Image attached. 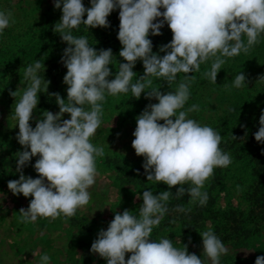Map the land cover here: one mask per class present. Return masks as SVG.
Segmentation results:
<instances>
[{
  "label": "clouds",
  "instance_id": "obj_1",
  "mask_svg": "<svg viewBox=\"0 0 264 264\" xmlns=\"http://www.w3.org/2000/svg\"><path fill=\"white\" fill-rule=\"evenodd\" d=\"M53 3L62 12L55 32L67 44L61 57L67 69L63 77L67 100L59 93H50L59 112L43 111L33 127L30 120L39 104L38 94L47 93L50 81L39 76L41 69L45 71L39 60L27 67L23 79L28 84L14 110L19 129L16 139L23 148L17 152L19 179L9 180L7 185L13 195L32 197L28 208L19 210L22 219L35 222L38 217H73L90 202L88 189L95 183L96 157L104 156V149L90 142L102 123L103 109L98 102L104 101L106 94L131 92L139 100L144 93L146 99L158 103H149L136 117L132 147L137 156L143 157L147 180L162 182L169 190L159 194L145 190L142 197L136 194L143 201L138 215L128 209L116 212L107 230H99L90 251L106 264H204L196 254L188 252L187 244L176 247L168 238L157 242L151 234L168 212L172 187L179 185L177 197L187 193L191 202L198 200L204 205L207 193L201 189L205 182L213 176L214 168H226L232 160L219 147L220 133L186 118L189 112L198 110L196 105L178 111L189 99V85L180 83L177 91L165 93L153 86V78H163L168 86L179 73L186 74V81L193 80L195 77L189 74L199 71L201 64L211 59V71L206 75L216 83L226 62L224 58L248 53L259 42L258 37L264 33V0H90V7H85L82 0ZM117 9V39L122 46L119 57L125 62L119 63L114 79H107L113 75L109 67L115 57L112 49L97 50L85 37L73 36L72 30L82 24L88 29L109 28L107 18ZM10 21L11 13L0 11V33L10 26ZM165 24L173 37L160 46L159 52L165 53L161 56L153 52L149 36L162 35ZM137 61H142L144 74L133 82ZM245 82L249 83L241 72L235 77L234 86L241 88ZM9 94L15 97L17 90ZM86 104L91 110H85ZM66 113L70 118L62 119ZM259 124L255 140L264 144V111ZM33 157H38L31 165L38 178L23 172ZM189 182L192 187L186 189L184 185ZM200 235L203 254L211 264H219L226 246L211 227ZM127 253L131 255L126 260ZM40 260L41 264H49L50 257L44 254ZM255 264H264V256H257Z\"/></svg>",
  "mask_w": 264,
  "mask_h": 264
},
{
  "label": "rangeland",
  "instance_id": "obj_2",
  "mask_svg": "<svg viewBox=\"0 0 264 264\" xmlns=\"http://www.w3.org/2000/svg\"><path fill=\"white\" fill-rule=\"evenodd\" d=\"M17 1L19 0H9L15 4ZM48 2L50 3V0L18 2L23 3L24 6L11 16L23 20H18L16 23L11 22L10 26L0 33L9 35L11 29L14 34L17 33L11 41L14 42L11 47L13 52L10 53L12 56L7 57L6 61H3L5 57H0V264L25 261L27 262L24 264H41L40 257L44 254L50 257L49 264H106V261L98 254L90 251L91 244L97 238L99 230H107L116 212L123 213L125 209H128L138 215L139 206L143 201L137 199L136 194L142 197L145 190L158 193L169 190L168 186L162 182L147 180L146 174L147 188L125 183L129 175L130 177L141 175L140 170L143 168V157L137 156L132 147L134 139L132 133L136 128V117L149 103H158V101L146 99L144 93L141 94L139 100H136L131 92L115 96L106 94L105 100L98 102L101 103L103 109L101 126L90 138L94 146L104 149V156L96 157L97 175L95 183L88 189L90 202L79 208L73 217L61 215L55 220L50 217H38L35 222H25L19 210L27 209L32 197L25 198L22 194L13 195L7 186L9 180L19 179L16 169L17 152L23 150L16 139L19 129L14 110L28 84L23 79L27 67L34 65L36 60L40 61L50 56L46 54L47 49L44 42L37 43L35 40V42L27 43L29 38L25 36L27 26L33 24L31 20H29L31 22L26 20L30 18V14L34 13L32 12L34 5L40 6L41 4L42 10H45ZM28 4L33 7L30 8ZM23 38L27 40L24 42ZM259 50L251 47L245 56L239 54L236 57L224 58L226 62L217 74L216 83H212L210 77L206 75L211 71L213 60L210 59L201 64L199 71L189 74L195 79L192 80L193 84L189 88V99L184 108L178 111H186L192 105H196L198 110L189 112L186 118L212 127L221 134L223 139H227L228 135L234 132V126L237 123L239 125L250 110L256 111L255 109L260 106L255 103V99L251 98L252 95H248L250 87L236 88L234 86V79L241 72L248 80V73L254 70L249 68V62L258 60ZM118 61L112 60L109 67L113 75L107 79H114L118 71ZM66 72L67 70L63 72L61 84L55 89V92L65 100H67V85L64 84L63 77ZM180 83L182 81L175 80L171 86H168L163 78H153V86L161 88L162 92L168 90L175 92ZM16 90L17 95L12 97L9 94L10 91ZM43 93L38 94L39 98ZM255 105L257 108H254ZM87 106L84 105L85 110H91ZM45 110L55 114L59 112V107L56 102L52 106L45 101L38 104L37 109L33 111V119L30 120L33 127H35L36 120L42 118V112ZM69 118L70 115L67 113L62 117V119ZM233 150L234 148L230 150L232 154L228 153L232 163L220 169L223 178L213 190L216 199L214 205L216 208H214L220 209L221 214L231 209L248 208L247 193L254 180L252 163L249 158L247 156L239 158ZM37 158L33 157L31 164L23 169L26 176L38 178V174L31 166ZM217 168H214L213 173ZM212 179L213 176L205 182L201 189L202 192L210 188ZM178 187L179 185L170 189L173 195L169 200L175 198ZM184 187L187 189L192 185L189 182ZM180 199L186 201L185 205L189 207H193L196 203L191 202L187 193ZM215 224L213 219H209L200 230H197L196 234L190 236L181 234L182 236H175L171 240L176 247H183L182 244L193 247L194 254L201 258L204 264H210L203 254L200 233L207 231L209 227L214 230ZM250 226L259 228V232L248 239L237 242L233 254L219 264H255L257 256H264V221L251 222ZM156 228H153L151 239L159 237L158 233L156 235ZM172 230L177 235H180L182 231L180 226L173 227ZM189 237L191 243H189ZM57 246L59 247L58 253L54 248ZM130 255L127 253L125 259L127 260Z\"/></svg>",
  "mask_w": 264,
  "mask_h": 264
},
{
  "label": "trees",
  "instance_id": "obj_3",
  "mask_svg": "<svg viewBox=\"0 0 264 264\" xmlns=\"http://www.w3.org/2000/svg\"><path fill=\"white\" fill-rule=\"evenodd\" d=\"M22 0L17 1V3H11L9 0H0V11H4L6 13H11L13 15L16 10L21 9L24 5ZM85 7H90V0H82ZM39 3V2H38ZM30 8L33 6L28 4ZM42 5L36 6L32 8L33 14H30V18L26 21L31 20L33 22L32 25L29 24L27 26V36L29 39L27 43H31L32 41L37 43L45 44V48L47 49L46 54L50 55L47 58H44L41 61V64L45 65V71L43 69L40 70L39 76L41 78H45V80L50 81L48 85L47 93H43L40 95L39 104L42 101L47 102L50 106L54 105L56 102L54 96H50V93L55 92L56 86L59 87L62 80V74L67 69L61 63V57L63 55L64 49L67 47L66 42L61 40L59 33L55 32V24L59 23L62 12L60 9L54 8L53 0L48 2L45 10H42ZM163 11V9H161ZM86 19V15L84 17ZM110 22L109 28H101L97 27L94 29H88L85 25H80L78 29H73V36L85 37L88 41V44L94 47L97 50L100 49H108L111 48L115 57L112 60H119V63H123V59L119 57V51L121 50V44L117 39V33L119 30V9L114 10L109 17L107 18ZM18 20H23L19 18H14L11 16L10 23H16ZM29 21V22H31ZM35 21V23H34ZM25 22V21H24ZM162 35L158 36H149V39L152 40L153 43V52L159 53V55H164L165 53H160L159 48L161 45L167 44L172 40L173 33L167 24L161 29ZM17 33L9 32V35L0 34V57H5L3 61H6V58L10 55L12 50V45L14 42H11L13 36L16 37ZM27 39L23 38L25 42ZM245 43H247V38L244 37ZM258 43H256L253 48L260 49L259 54L257 56L258 60L250 61V69H254L253 72L248 73V82L244 85L245 88L250 87V92L248 95H252V99H255V103L260 105L258 108L255 105L254 108L256 111H249L247 115L244 117L243 121L238 125V123L234 126V136L237 138H233L232 135H228L227 139L221 140L219 147L222 151L232 154L236 152L239 158H244L247 156L249 161L252 163L253 168V183L247 193L248 200V208L243 209H231L226 211L224 214H221L220 209H215V195L213 194V190L220 184L222 181L223 175L221 172L222 167H218L214 172L213 179L210 185V188L206 191L207 193V201L206 204L201 205L197 200L193 207H189L185 205L183 199L175 196L174 199H171L167 202L168 212L165 214L164 218L161 220L159 226L156 228V235L158 233L161 238L172 239L175 236H190L197 233V230H200L209 219H213L216 224L214 227V233L217 237L223 242L226 246L227 251L221 254L219 263L231 256L235 249V244L243 239H248L254 234L259 232V228H252L251 222H260L264 221V144H259L255 140V133L258 131L259 117L264 111V33H261L258 37ZM242 56L246 54L244 52L240 53ZM14 55V54H13ZM1 61V59H0ZM119 63L117 65L119 70ZM245 66V65H241ZM134 72L137 73L136 76L133 77V82L139 78L140 75L144 74V67L142 61H137ZM186 74H177V81H182V83H187L189 88L192 86V80H185L184 76ZM261 77V78H260ZM174 85V84H173ZM43 87V85H42ZM170 91V90H168ZM166 91V92H168ZM165 92V93H166ZM137 100V99H136ZM53 101V102H52ZM87 105V104H86ZM90 108V105L87 106ZM223 169V168H222ZM141 175L139 176H128L126 184L133 185L137 184L138 186H142L144 188L148 187L145 170L142 168ZM153 194H159L157 191H154ZM178 207L183 208V211H179ZM215 207V208H214ZM174 221V222H173ZM180 226L181 233L177 235L173 227ZM1 233V232H0ZM182 234V235H181ZM159 237H155L153 240L159 241ZM48 245V244H47ZM57 249V253L59 247H54ZM69 250V248H68ZM189 253H194L193 247H188ZM206 256V255H205ZM206 258H208L206 256ZM27 262V261H25ZM25 262H17L15 264ZM208 262L211 264L210 259L208 258Z\"/></svg>",
  "mask_w": 264,
  "mask_h": 264
}]
</instances>
